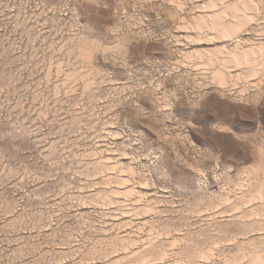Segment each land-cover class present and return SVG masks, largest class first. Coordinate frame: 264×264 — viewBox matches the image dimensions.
<instances>
[{"label": "rangeland", "instance_id": "obj_1", "mask_svg": "<svg viewBox=\"0 0 264 264\" xmlns=\"http://www.w3.org/2000/svg\"><path fill=\"white\" fill-rule=\"evenodd\" d=\"M102 3L0 0V264H264L261 0Z\"/></svg>", "mask_w": 264, "mask_h": 264}, {"label": "clouds", "instance_id": "obj_2", "mask_svg": "<svg viewBox=\"0 0 264 264\" xmlns=\"http://www.w3.org/2000/svg\"><path fill=\"white\" fill-rule=\"evenodd\" d=\"M81 3L87 8L90 14L97 17H102L106 14V6L102 3V0H81ZM124 27V22L118 20V22L109 28V31L113 34H120ZM122 39H118L120 42ZM83 54L87 60L93 61L97 56L102 58L107 56L108 53L105 51V46L97 40H88L84 41ZM258 139L261 142H264V131L258 134ZM216 157L214 156L213 159Z\"/></svg>", "mask_w": 264, "mask_h": 264}, {"label": "snow or ice", "instance_id": "obj_3", "mask_svg": "<svg viewBox=\"0 0 264 264\" xmlns=\"http://www.w3.org/2000/svg\"><path fill=\"white\" fill-rule=\"evenodd\" d=\"M261 4L264 5V0H261ZM253 11H255V8L253 9ZM261 12H264V6L261 7L260 9ZM259 23H261L262 25H264V16L260 17L259 18ZM262 36H264V34H262ZM133 41L131 39H122L120 41V44L117 45V47H122V48H126L130 43H132ZM126 55V53H124ZM164 89H165V85L164 84H161L159 88L156 89V93L159 94V92ZM169 95H172L171 92H169ZM154 103V101H153ZM161 104L163 105L164 104V98H161ZM165 107H170L171 105L168 104V105H164ZM161 111H163V108L161 109ZM214 158V155L212 154H208L206 159L208 160H212ZM169 264H171V260L169 258Z\"/></svg>", "mask_w": 264, "mask_h": 264}, {"label": "bare ground", "instance_id": "obj_4", "mask_svg": "<svg viewBox=\"0 0 264 264\" xmlns=\"http://www.w3.org/2000/svg\"><path fill=\"white\" fill-rule=\"evenodd\" d=\"M224 10V9H223ZM216 15V14H215ZM224 15H222V18H220L221 20H219L220 22L219 23H224V21H225V19H226V17L224 16ZM219 19V18H218ZM236 19L238 20V25L236 26L237 28L235 29H233V27L232 28H228L227 29V32H226V35H228V36H230V35H233V34H236L238 31L237 30H239L240 29V27L241 26H243L244 24H247L248 23V18L247 17H245L242 13H240V12H238L237 13V17H236ZM231 27V26H230ZM215 32V31H214ZM239 48V47H238Z\"/></svg>", "mask_w": 264, "mask_h": 264}]
</instances>
